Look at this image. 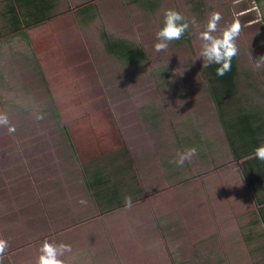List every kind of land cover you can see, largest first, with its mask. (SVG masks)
<instances>
[{"label":"rangeland","instance_id":"1","mask_svg":"<svg viewBox=\"0 0 264 264\" xmlns=\"http://www.w3.org/2000/svg\"><path fill=\"white\" fill-rule=\"evenodd\" d=\"M7 1L0 0V11ZM80 8L103 21L106 38L140 49V60L130 66L106 51L103 37L94 32L96 19L91 15L84 23L88 29L75 32ZM168 9L188 20L194 17L196 25L190 24L166 51L156 52L155 33ZM213 12L222 16L213 33L216 37L232 23L241 25L236 40L239 51L233 58L234 86L241 95L229 90L214 101L203 60L197 58L199 32ZM59 16L66 17V22L57 24ZM263 17L264 0H55L45 24L0 29V44L5 41V48L17 50L0 51V79L6 80L4 84L0 81V116H6L15 128L9 134L6 126H0V239L8 242L3 264H37L44 241L71 247L60 257L65 264H264V235L260 236L264 223L255 219V212L264 208V189L245 191L236 172L233 184L235 178L226 179L225 165L233 169L238 162L230 158L227 139L231 133L227 128L224 135L215 116L219 112L227 120L236 107L244 110L249 103H264V66L254 68L255 60L264 56ZM3 19L0 15V28ZM48 33L54 38L48 49L65 46L66 51H62V70L55 78L60 86L46 90V82L39 79L41 66L35 63L45 51L27 50L40 48L36 39L48 42ZM9 52L14 60L7 70L3 62ZM23 78L33 80L31 87L20 81ZM34 107L47 115L45 125ZM87 111L106 115L107 138L103 140L113 143L106 153L98 147L102 154L92 160L88 158L96 154L93 151L81 156L95 167L103 155L112 157L107 166L117 171L115 177L122 179L123 186L127 183L134 188L130 207L125 201L120 207H106L109 221L116 228L121 226L122 237L119 232L109 237L103 222L93 223L98 233L106 232V244L96 237H82L80 225L88 227L91 221L85 215L98 205L72 174L76 166L67 143V130L82 138L85 129L79 123L83 121L74 118ZM84 145L82 152L88 140ZM191 147L197 149L191 160L182 167L174 163L168 167L166 163L174 161L178 152ZM31 169L43 184L33 188L25 201L16 175L22 177L24 171L31 175ZM217 206L225 208L219 219L214 214ZM212 215L221 229L217 232H225L223 236L209 232ZM40 217H44L42 223ZM67 228L72 238L64 231ZM149 234V239L144 238ZM244 237L251 241L247 243ZM115 238L120 239V248L112 253L115 246L110 242Z\"/></svg>","mask_w":264,"mask_h":264},{"label":"crops","instance_id":"2","mask_svg":"<svg viewBox=\"0 0 264 264\" xmlns=\"http://www.w3.org/2000/svg\"><path fill=\"white\" fill-rule=\"evenodd\" d=\"M24 1L25 0H8L7 2H3L2 6H1L0 15L2 18L4 17L5 20L3 19L4 23H2V27L0 29H7V31L19 30L17 27H16V29H14L12 27V26H14L11 22L12 17H11V14L6 12L7 10H10L11 12H13V14H15V16L17 18L16 20L19 24V27L21 26V24H23V26H25L26 28H30V27L34 28L33 26H35V25L37 26L39 24L40 25L45 24L46 20H48L50 9L53 7V5L55 3V0H42V1L41 0H33L30 2L26 1L27 5H25ZM76 15H79V16H77V18H75L76 26H77L76 29L78 28L75 32L78 33L79 29L81 31H85L88 29V28H86V26H84V23L90 19V15H91V17H94L96 19L95 24H94V26H96L94 28V32L96 33V36H100V34L105 35L103 32L105 29V25H104L103 21H101L99 18L90 14V12L88 10L86 11V9L82 10L80 8L78 11H76ZM59 17L60 18H58L57 24H58V22L61 24L66 22V17H64V16H59ZM69 20L70 19H68L67 22H69ZM55 22L56 21H54V20L52 21V23H55ZM30 25H33V26H30ZM28 26H30V27H28ZM54 28H56V25ZM71 28H73V27H71ZM44 29H45V31L47 30L45 27H44ZM92 29H93V27H92ZM47 36L49 38V41L46 43H43L41 41V39L40 40L36 39V41H34L36 43V45L40 46L39 49H33L31 47L30 49L27 50V51H45L44 55L42 56V58L40 60L38 57L35 56L36 61H37L35 63H36V65L41 66L39 68L40 74L38 72L39 79L41 81L46 82L45 83L46 90H47V88L58 87L57 85L60 86V84L55 80V78L58 76L57 72L62 70L60 68L61 61L63 60L62 51H66L65 46L61 49H57V48L48 49L49 46H53L54 38L49 33L47 34ZM61 38H63V35ZM105 38H106V35H105ZM106 39H108V37ZM108 40L110 41V39H108ZM44 41H45V39H44ZM4 43H5V41H3L0 44V51H17L14 48H8V47L5 48L3 46ZM103 45H104V43H103ZM44 47H46V48L44 49ZM50 50L55 51V52L53 54H51L49 52ZM12 54H13L12 52L6 53V59L4 60L3 63H6L7 65H4L2 63L6 67L7 70H8V68H11L10 66H12V62L14 60V56ZM34 67H35V65H34ZM204 71L207 72L206 68L204 69ZM0 81H2V84H4L3 82L6 80L0 79ZM20 81L23 84L31 87L33 80L23 78ZM247 89H248V93H250L251 86ZM10 91H13V90H10ZM45 93H46V91H45ZM246 93H247V90L245 91V94ZM67 97H69V96H66L65 98H67ZM53 98L56 99L55 96H53ZM55 103H57V101H55ZM249 104L251 106H249L247 109H244V110L240 109V107H236L235 108L236 110H234L235 113L233 114V116L227 118V120L231 121L230 123L227 124V120L224 119V123L226 125V128H229L230 133H232V135L236 136L235 137V139H236L235 143L233 142V145L235 147L233 145H229V143H227V145L229 146V151L231 153L230 158L235 159V161L237 160V162H238L237 164H233V169L231 168V166L229 164L225 165L226 166L225 167L226 179L229 176H231V178H235L234 172L239 173L242 180L239 179L240 177L238 178V180H241L242 182L244 181V178L242 176L243 171H245L246 173H251L252 175L256 174L255 176L261 175V174H258V172H260L258 166L254 165L252 161H249L254 156V153L252 150L251 151H245L248 144L251 142L249 141L248 138H246L247 136H245L243 134L241 129H242V126L248 125V122H249V124H251L250 128H252V129L257 128L260 124H263L262 129L264 130V120H262V119H264V105H263L264 103L263 104L261 103V105L256 104L257 106L254 105L255 103L254 104L249 103ZM41 109L46 111V108H44L43 106ZM41 109L34 107L33 111L39 113L42 116L43 114H41V112H42ZM262 115H263V117H262ZM215 116L217 119V123L219 124V126H221V124L219 123V120H218V116L217 115H215ZM42 118H43V122L41 121V124L45 125V122L48 120L47 115H43ZM78 118H80L83 121V122L79 123V128L85 129L82 138L77 137L74 134L72 135L66 129L67 134H70V135H68L69 140H67V143L69 144V142H70V145H71L70 151H71V153L72 152L74 153V154L72 153V155L74 157L75 166L77 167V168L75 167V169L72 170V172H73L72 174L76 178V181L78 184H79V182H82L81 188L85 189V191H86L85 193H90L93 197H95L96 205H98L97 210L95 208H93L90 211V213L85 215V218H89V221H91V223H87L88 227L80 225L81 234L83 235V236L82 235L81 236L85 237L86 239L87 238H92L94 240L97 239V241H99L101 243L103 242L106 244V242L108 240V239L106 240V232L102 231L101 234L98 233L96 231V229L93 228V223L99 224V223L103 222V227L108 228V233H110L109 237H111L110 235H114V237H115L116 232H119L121 234V228H120L121 226H118V228H116L113 226V223H111L109 221L110 216H107L108 211L106 210V207H108V205L110 206L112 204H115L116 206L121 205L125 201V197L129 196L131 193L134 192V188H133V186L130 187L129 184H127V183H125V186H123L124 183L122 182V179L115 177L117 174L116 173L117 171H114L113 168L107 166V161H113L112 157L108 158V157H106V155H103L101 157L102 158L101 160H103V161H97L99 165L97 167H95L92 165V163L90 165H87V163H86L87 160H84L85 156L84 157L81 156V153H89L90 154V152L93 151L96 154L91 156L92 158H90V157L88 158V160L89 159L92 160L93 158L98 157L100 154H102L98 151V147H103L102 148L104 150L103 153H106L108 150V146H111V143H113V141H110V140H109V142H105L103 140L104 139L103 137L107 138L106 126L108 123L105 121L106 115L103 113L87 111L84 115H82V117L78 116V117H75L74 119H78ZM221 128H222V126H221ZM232 130H233V132H232ZM62 131H63V134L65 135V131L64 130H62ZM65 138H67L66 135H65ZM85 140H88L89 146L88 147L86 146L84 151L82 152L83 146H85L84 145ZM65 141H66V139H65ZM238 143H239V145H237ZM259 144H262L261 140L259 141ZM86 157H88V155ZM166 164H169L168 167H171L170 162H168ZM25 168H27V167H25ZM32 170L33 169L30 170L31 175H28L26 173V171H24V174L22 175V177H21V175L19 176V175L15 174L16 179L21 181V184H22L21 191H23V195H21V196H22V198L24 197L25 201L34 192V189L40 188L41 185L43 184L41 181H39L37 176L36 177H35V175L32 176V173H35V171H32ZM169 171H170V174H172L171 170H169ZM169 171H164V175L169 176V174H168ZM15 173H17V172H15ZM263 179H264V176L262 177L261 181L260 180L254 181V183H252L251 186H249L246 182H243V185L246 187L245 191L249 190V192L251 193V190L253 191V189L254 190L257 188L260 189L261 186H264ZM74 181L75 180H73L72 183H74ZM235 181H236V178H235V180L231 179L232 184ZM242 182L240 183L241 184L240 188H242ZM252 187H255V188H252ZM199 189H201V188H199ZM260 190H263V189H260ZM165 196H166V194H165ZM201 197H202V195H201ZM202 199H204V198H202ZM227 206H228L229 211H230L231 206L230 205H227ZM103 207H105V208H103ZM117 207H120V206H117ZM13 209H11L10 212ZM48 209L49 208L45 207V211L47 214H48V212H47ZM224 209H225L224 207H220V206L216 207L215 210L217 213L214 212V214L216 217L218 216L217 219H219V216H220L219 212L221 210H224ZM259 210H261V207ZM259 210L257 212H255L256 216H257L255 219L257 221H261V219H260L261 217L264 218L263 215H259ZM16 211H19V208L16 209ZM26 211H27V209H26ZM12 212L19 213V212H15V211H12ZM1 214L2 213H0V215ZM3 216H5V215H3ZM25 216H27V215H25ZM29 218H34V217L33 216L31 217V215H30ZM42 219H44V217H40L41 223H42ZM55 220H57V219H55ZM53 224L54 223H52V225ZM201 224H203V223H201ZM209 224H210V228H211V229H209V232H212L214 234V237H220L221 235L223 236V234H225V232L224 233L219 232L221 234H219L217 232L218 230H221V229L218 227L217 222L214 221L213 215L210 217ZM197 225L199 227V231H201L200 223H198ZM114 228L116 229L115 233H113ZM93 229H94V231H93ZM153 229H155V228H153ZM153 229H152V231H153ZM64 231L67 232V235L69 236V238L73 237V236L69 235V233L72 232L71 229L67 228ZM138 232H139V230H137V233ZM102 234H105V236L103 237ZM100 235H102V236H100ZM60 236L63 239L64 236L62 233ZM95 237H96V239H95ZM121 237H122V234H121ZM150 237H151V234L145 235L144 238L149 239ZM206 237L208 238V237H210V235H207ZM206 237H205V239H207ZM211 238H212V236H211ZM119 240L120 239L115 238L112 240V242H110L111 246H115L114 249H111V252L113 251L115 253L116 247L120 248V246H118L120 244ZM130 248H132V246ZM150 252H151V254H153L152 250H150ZM98 256H99V258H101V260L103 259V256H101L100 252H99Z\"/></svg>","mask_w":264,"mask_h":264},{"label":"clouds","instance_id":"3","mask_svg":"<svg viewBox=\"0 0 264 264\" xmlns=\"http://www.w3.org/2000/svg\"><path fill=\"white\" fill-rule=\"evenodd\" d=\"M222 16L218 12H213L206 22L203 31L199 32L198 38L201 41L200 51L197 58L203 60V67L207 68L210 65H218L215 69V74L218 77L224 76L231 71L232 59L238 55V47L236 40L240 35L241 25L238 22L226 26L222 30L220 37H216L213 33L218 31V25ZM190 24L195 26L196 20L193 17L188 20L181 13L168 9L163 14L162 27L155 33L156 42L154 50L156 52L166 51L172 41L180 40L188 31ZM264 66V56L255 60L254 68L259 69ZM0 126H6L7 132L12 134L15 128L10 125L6 116H0ZM197 154V149L191 147L186 151L178 152L176 159L170 161L177 166H183L186 161L191 160ZM255 158L264 161V145L258 146L254 150ZM80 203H86L81 200ZM132 198L125 197L126 206H131ZM8 248V242L0 239V264H3L4 254ZM40 255L37 264H65V261L60 257L64 256L66 252L71 251V247L66 244H53L44 241L39 249Z\"/></svg>","mask_w":264,"mask_h":264},{"label":"trees","instance_id":"4","mask_svg":"<svg viewBox=\"0 0 264 264\" xmlns=\"http://www.w3.org/2000/svg\"><path fill=\"white\" fill-rule=\"evenodd\" d=\"M27 2L33 1V0H25L24 4L27 5ZM42 1V0H41ZM6 12H8L9 14H11V22L14 26H12L14 29H16V27L19 29V24L17 22V18L15 16V14H13V12H11L10 10H7ZM5 14V13H4ZM263 27H264V17L263 20H261ZM101 37H103L104 39V47L107 51H110L111 53H115L116 57H119L120 59H122L124 62L127 63V65L129 64L130 66L134 65L135 63H137L140 60V49H138L137 47H132L129 44L125 43L122 40H108L105 38V35L101 34ZM218 67V65H210L209 67L206 68L205 72V79L208 81V91L209 94L211 96V98L214 100H216L215 96H219V94H223V92H227L229 90H234L235 94L237 96L241 95L240 91L237 90V87L234 86V80L236 78V67L235 64L233 62H231V71L227 72L224 76L218 77L215 74V69ZM218 116V120L219 123L222 126V131L224 132V135L226 136V132L227 128L226 125L224 123V120L222 119V115L221 113H217ZM249 122L248 125L242 126L241 131L243 132V134L245 136H247L246 138L249 139V141L251 143L248 144L247 148L245 151H253L258 147L261 146L262 144H259L260 140H264V130L262 129L263 124H260L257 128H250ZM257 126V125H256ZM229 129V128H228ZM240 131V132H241ZM233 132V130H232ZM237 132V131H236ZM229 133H230V129H229ZM237 134V133H236ZM235 137L234 135H232L231 133V137L229 139H227V143H229V145H233V142L235 143ZM229 141V142H228ZM239 145V143L237 144ZM234 146V145H233ZM235 147V146H234ZM254 165L258 166L260 172H258V174H261L260 176H255L256 174H251V173H246L245 171H243L242 176L244 178V182H246L249 186L252 185V183H254V181L257 180H262V177L264 176V161H260L259 159L255 158V156H253L251 158V160ZM253 165V166H254ZM264 181V179H263ZM260 189H264V186H261ZM262 210V211H261ZM261 210H259V215H263L264 217V208L261 207ZM261 219V223H264V218H260ZM262 232H264V225L262 227V231L260 232V236L264 235V233L262 234ZM246 242L249 243L251 241V237H244ZM254 237H252L253 239Z\"/></svg>","mask_w":264,"mask_h":264}]
</instances>
